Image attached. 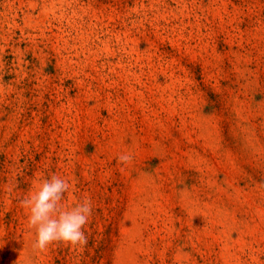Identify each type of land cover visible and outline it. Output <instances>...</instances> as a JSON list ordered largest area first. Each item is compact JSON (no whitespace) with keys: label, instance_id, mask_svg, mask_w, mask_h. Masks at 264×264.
Returning a JSON list of instances; mask_svg holds the SVG:
<instances>
[{"label":"rangeland","instance_id":"obj_1","mask_svg":"<svg viewBox=\"0 0 264 264\" xmlns=\"http://www.w3.org/2000/svg\"><path fill=\"white\" fill-rule=\"evenodd\" d=\"M0 264H264V0H0Z\"/></svg>","mask_w":264,"mask_h":264},{"label":"clouds","instance_id":"obj_2","mask_svg":"<svg viewBox=\"0 0 264 264\" xmlns=\"http://www.w3.org/2000/svg\"><path fill=\"white\" fill-rule=\"evenodd\" d=\"M119 159L127 162L131 157L122 155ZM68 190L69 184L53 175L37 193L21 200V205L30 212L29 226L36 229L34 248L43 251L53 242L73 246L87 243L83 228L92 212L91 203L82 201L70 211H61L59 205Z\"/></svg>","mask_w":264,"mask_h":264}]
</instances>
